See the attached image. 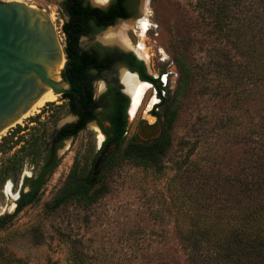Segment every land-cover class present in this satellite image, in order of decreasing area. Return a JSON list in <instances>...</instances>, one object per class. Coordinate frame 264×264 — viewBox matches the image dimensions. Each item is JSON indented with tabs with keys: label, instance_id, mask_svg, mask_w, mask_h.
<instances>
[{
	"label": "trees",
	"instance_id": "obj_1",
	"mask_svg": "<svg viewBox=\"0 0 264 264\" xmlns=\"http://www.w3.org/2000/svg\"><path fill=\"white\" fill-rule=\"evenodd\" d=\"M127 1L134 0H113L105 10L85 5L84 0L61 3L65 14L61 27L63 51L68 61L63 77L76 92L61 97L66 113L76 116V120L58 129L54 125L47 129L44 122H39L46 113L43 109L29 120L36 126L17 125L9 136L1 138L0 154L22 145L0 167V186L10 175L14 181L27 161L34 163L37 171L23 178L14 212L0 217V230L25 207L40 200L44 185L59 164L56 150L60 141L76 137L94 121L105 140L89 168L85 164L72 167L44 211L50 213L70 202L93 208L105 196L102 185L107 173L119 163L129 162L157 176L171 169L168 200L173 207V238L167 245L158 243L154 248L158 254L152 260L162 261L160 251L166 250L171 254L165 260L171 264H264V0H179L184 23L175 26L170 47L177 81L173 94L166 91V97L160 96L165 88L160 86L159 77H152L134 54L118 48H80L81 37L131 18ZM226 40L238 59L223 48L213 47ZM118 65L136 73L157 91L160 103L155 108L164 110L161 114L151 112L162 120L155 138L126 140L129 98L116 80L94 98V82ZM208 73H214L218 80L215 89H209L205 79L203 82ZM205 87L214 95L228 98L236 112L219 117L214 141L205 148L200 161L191 160V150L181 161L169 164L167 156L177 119L188 105L199 104ZM25 130L32 131L27 140H22L24 136L13 140ZM106 147L110 150L95 174L94 163ZM69 247L70 264H98L82 245Z\"/></svg>",
	"mask_w": 264,
	"mask_h": 264
},
{
	"label": "rangeland",
	"instance_id": "obj_2",
	"mask_svg": "<svg viewBox=\"0 0 264 264\" xmlns=\"http://www.w3.org/2000/svg\"><path fill=\"white\" fill-rule=\"evenodd\" d=\"M0 1L24 2L47 12L60 45L64 48L65 40L61 30L65 21L61 8L64 0ZM84 1L98 5L95 0ZM134 6L135 16L130 20L134 26L126 35L134 47L140 46L143 55L137 53L136 49L128 50H132L144 62L152 77H159L161 86L165 88L160 96L166 97V91L171 96L176 86L177 72L170 56V47L177 31L175 26L184 23L183 5L179 0H136ZM142 19L148 23L144 40H141L140 29L135 25V22ZM119 23L117 21L100 32L81 37L80 48L91 50L97 46L101 51L105 47L101 44L103 35ZM213 47L220 50L223 48L228 51V55L238 59L229 40L222 44L214 43ZM122 68L123 66L118 65L94 82V98H99L105 92L107 84L114 80L123 91L119 81ZM200 72L205 73L203 70ZM213 75L214 73H208L203 78L209 89H215L214 86L218 85V80ZM202 93L199 104L188 105L177 119L172 133L173 145L167 156L169 164L181 161L191 150H194L191 160L197 158L200 161L205 148L214 141L219 117L226 112H236L230 107L228 98L214 95L206 87L202 89ZM174 102V99L170 100L173 105ZM159 103L157 91L151 86H148L147 92L135 108H132L131 100L127 110L126 140L134 138L146 141L155 137L150 130L160 122H157L151 112H163V107L155 108ZM43 109L46 113L40 117L39 122H44L47 129H51L53 125L58 129L73 121L66 113L64 100L58 96L55 101L47 103L18 125L27 128L36 126V123H29V120ZM54 110L55 115L50 117ZM16 126L5 132L0 140L3 136H9ZM41 129L40 126L38 130ZM31 133L32 131L25 130L13 140L18 136H24L22 140H27ZM103 141L104 136L98 125L90 122L76 137L67 139L66 146L62 143L57 148L59 164L44 185L40 200L25 207L0 230V264H70V244L82 245L85 252L98 264H171L165 260L171 254L166 250L160 251L162 261L155 263L152 260L158 254L154 249L158 243L166 244L173 238V207L168 200L169 181L173 175L171 169L162 176H157L129 162L119 163L107 173L102 185L105 196L93 208L86 209L78 202H70L50 213L44 211L45 204L55 196L72 167L85 164L89 168ZM21 145L19 143L8 153L0 154L1 168ZM108 150L110 149L106 152ZM35 160H39L38 156ZM36 169L34 163L27 161L15 174L14 181V177L10 175L11 178L0 186V217L14 212L23 178L32 176ZM94 172L97 173L98 170Z\"/></svg>",
	"mask_w": 264,
	"mask_h": 264
},
{
	"label": "water",
	"instance_id": "obj_3",
	"mask_svg": "<svg viewBox=\"0 0 264 264\" xmlns=\"http://www.w3.org/2000/svg\"><path fill=\"white\" fill-rule=\"evenodd\" d=\"M90 4L101 9L107 5H96L93 2ZM101 44L108 48L117 47L122 52H130L141 60L132 50L103 41ZM62 58L64 62L61 65ZM67 64L47 12L24 2L0 1V136L18 125L48 90L58 96L76 93L71 83L63 77ZM122 69L133 73L126 67ZM136 77L139 79L137 74ZM119 81L123 87L122 93L129 98L120 78ZM160 127L159 124L150 130L155 137L159 134ZM63 144L66 146V140ZM107 149L108 147L97 157L94 170Z\"/></svg>",
	"mask_w": 264,
	"mask_h": 264
},
{
	"label": "bare ground",
	"instance_id": "obj_4",
	"mask_svg": "<svg viewBox=\"0 0 264 264\" xmlns=\"http://www.w3.org/2000/svg\"><path fill=\"white\" fill-rule=\"evenodd\" d=\"M95 1L105 2V0H95ZM135 25H137V27L140 29L139 33H140L141 40H144L146 36L145 32L148 29L147 21L145 19L138 20L137 22H135ZM133 26L134 24L130 20L120 21V23L117 24L115 27L107 30L101 40L107 44H118L124 49H132V48L136 49L137 53L143 55V53L139 49L140 46L134 47L126 35V32L129 29H131ZM139 45H141V43ZM63 62H64V58H62L61 65L63 64ZM56 80H59V78H57ZM120 80L122 81L124 85L125 92L129 95V100H130L129 107L131 105V100H132V108H135L140 103L143 96L147 92L148 86H151V85L137 79L135 73L133 74L123 69L120 73ZM57 98H58V95L53 94L51 90H48L41 96V98L36 102V104L22 118L20 122H22L24 119H26L28 116L32 115L33 113L37 112L39 109L44 107L47 103L55 101Z\"/></svg>",
	"mask_w": 264,
	"mask_h": 264
},
{
	"label": "flooded vegetation",
	"instance_id": "obj_5",
	"mask_svg": "<svg viewBox=\"0 0 264 264\" xmlns=\"http://www.w3.org/2000/svg\"><path fill=\"white\" fill-rule=\"evenodd\" d=\"M113 0H110V1H108V0H105V2H96L98 5H102V4H106L107 3V5L105 6V8H103V10H105V9H107L108 8V6L110 5V3L112 2ZM136 0H134V1H127V3H126V8H127V11H129V13H131V18H133L134 16H135V6H134V2H135ZM84 4L85 5H89L90 7H93L91 4H90V2L89 3H87V2H85L84 1ZM93 8H95V7H93ZM99 9H101V8H99ZM145 9V8H144ZM144 11V10H143ZM142 11V12H143ZM91 31H94V29L92 28L91 29ZM102 31V30H101ZM98 32H100V31H98ZM151 84V83H150ZM160 86H161V82H160ZM151 88H154L153 87V85L151 84ZM155 89V88H154ZM128 110V109H127ZM72 118H73V121L72 122H74L75 120H76V116H73V115H70ZM162 121V120H161ZM161 121L160 120H157V122H160V125H161ZM72 122H70V123H72ZM92 122H94V121H92ZM90 123V122H89ZM95 124H96V122H94ZM66 124H68V123H66ZM88 124V123H87ZM65 125V124H64ZM97 125V124H96ZM62 127V126H61ZM60 127V128H61ZM104 136V135H103ZM69 139V138H68ZM65 140H67V139H64V140H62V141H60V143H59V146L63 143V141H65ZM104 140H105V136H104ZM56 155H57V153H56ZM18 197H19V194L17 195V198H16V200L18 199ZM15 200V201H16Z\"/></svg>",
	"mask_w": 264,
	"mask_h": 264
}]
</instances>
